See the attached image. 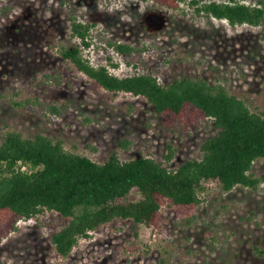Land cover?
Returning a JSON list of instances; mask_svg holds the SVG:
<instances>
[{
  "label": "rangeland",
  "instance_id": "rangeland-1",
  "mask_svg": "<svg viewBox=\"0 0 264 264\" xmlns=\"http://www.w3.org/2000/svg\"><path fill=\"white\" fill-rule=\"evenodd\" d=\"M199 3L211 0H198ZM221 1V0H217ZM227 1V0H223ZM255 3L257 0H238ZM192 0L167 9L141 0H0V140L8 130L26 137L60 139L66 150L102 162L146 155L168 168L201 156L200 145L215 133L211 121L184 130L163 126L143 97L113 96L88 80L58 49L78 41L70 17L94 24L84 54L117 75L153 73L161 82L202 77L223 84L252 109L264 111V22L231 26L195 10ZM134 52L121 54L109 43ZM29 100V101H27ZM55 105L59 113L51 112ZM128 140L127 147L119 145ZM172 153L170 159L165 156ZM264 174V158L252 166ZM202 203L191 218L171 208L157 229L114 220L80 239L62 257L50 242L65 219L48 212L20 220L0 243L5 264H264V182L255 190L236 185L224 191L203 180ZM140 198L132 189L128 200Z\"/></svg>",
  "mask_w": 264,
  "mask_h": 264
},
{
  "label": "trees",
  "instance_id": "trees-1",
  "mask_svg": "<svg viewBox=\"0 0 264 264\" xmlns=\"http://www.w3.org/2000/svg\"><path fill=\"white\" fill-rule=\"evenodd\" d=\"M152 1L167 9H178L184 0ZM195 10L208 17L224 19L231 26L264 22V0H192ZM72 46L60 45L62 58L113 96L128 93L143 97L167 127L180 124L184 130L211 121L215 133L200 145L201 156L189 158L175 168L157 159L139 155L121 159L109 152L99 162L92 157L66 150L60 139L36 134L26 137L8 130L0 140V243L16 230L20 220L38 219L56 212L64 225L50 234L56 253L65 257L80 239L114 220H131L161 228L164 208L191 218L202 203L203 180L215 179L224 191L236 185L257 189L264 174L256 176L252 166L264 158V111L252 110L246 101L230 93L221 83L202 77L174 78L161 82L153 73L117 75L107 65H94L84 54L90 46L94 24L70 17ZM121 54L134 52L123 43H109ZM29 101V100H27ZM51 112L58 114L55 105ZM128 140L119 145L127 147ZM170 152L165 157L170 159ZM140 198L128 200L132 189ZM264 254V249H257ZM0 264H5L0 260Z\"/></svg>",
  "mask_w": 264,
  "mask_h": 264
}]
</instances>
